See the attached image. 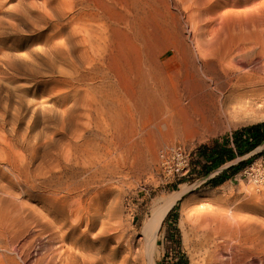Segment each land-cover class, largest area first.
Instances as JSON below:
<instances>
[{
  "label": "rangeland",
  "instance_id": "obj_1",
  "mask_svg": "<svg viewBox=\"0 0 264 264\" xmlns=\"http://www.w3.org/2000/svg\"><path fill=\"white\" fill-rule=\"evenodd\" d=\"M103 3L113 19L100 22ZM225 12L232 33L257 21L261 60L243 72L262 79L241 87L260 111L217 124L194 66L205 60L201 36L228 33ZM263 70L264 0H0V264H70L72 248L80 264H262L236 247L215 251L206 235L224 223L264 231V184L245 173L264 168V142L242 152V131L264 122ZM236 78L214 92L229 93ZM176 143L192 149L196 170L165 182L158 153ZM225 151L230 159L212 160ZM62 183L72 185L69 203L46 200ZM184 188L145 236L154 211Z\"/></svg>",
  "mask_w": 264,
  "mask_h": 264
},
{
  "label": "bare ground",
  "instance_id": "obj_2",
  "mask_svg": "<svg viewBox=\"0 0 264 264\" xmlns=\"http://www.w3.org/2000/svg\"><path fill=\"white\" fill-rule=\"evenodd\" d=\"M182 1H184V0H182ZM211 1L213 2L214 0H211ZM240 2H242V0H224L225 6L239 5ZM105 4L104 3L100 4L101 6L98 8V12L96 14H94L95 17L100 22H105L104 20H106L108 18L113 19L112 11L109 9V7L107 8V5H105ZM97 5L99 6L98 3H97ZM251 8H253V7H251ZM125 9H126V7H125ZM138 11H140V10H138ZM227 14H228V12L220 14V16H219L220 17V23L219 24L221 27H219V28L222 29V28L227 27L228 33L221 35L218 31H215L210 35V37L201 36L202 38H200L198 40L197 49H198L199 53L204 55L205 60H201L200 58L196 57L195 58V66H194V69H195L194 79L198 83L200 92H202V94L204 92L206 94V96L208 97V99H209V102H208L209 103L208 104L209 110L211 112L213 121L217 124H220V123L226 122V121H229V122L234 121L236 119H244V118L246 119L247 117L252 116V115L254 117L255 114H259L257 112L260 111L259 110L260 108L258 109L259 105H258V101H257V95L254 93V90H243L241 87V86H245V85H248L250 87L255 86V85H257V83H259V81L261 82V79H262L261 76L253 75V74H251V72L250 73L249 72L248 73L243 72V69H245L250 63L251 64L254 62L258 63V61L261 60L260 59L261 58L260 57V54H261L260 45H261V38L262 37H260V35L258 33L257 21L255 19L252 21L253 29H252V32L250 34L232 33L231 26L227 23V20H226ZM90 16H91V14H90ZM118 17H119V15H118ZM128 21H130V20H128ZM101 26L104 27L105 24H103ZM103 33L104 32H102L100 35L101 39L106 38V37L102 36ZM117 33H118V31H117ZM121 33L119 34L120 36L122 35ZM124 34L127 35V33H124ZM134 35L135 34H133V36ZM122 36H124V35H122ZM100 38H98V39H100ZM129 40L131 41V39H129ZM126 43H127V41H126ZM191 53H193V52H191ZM209 56H211V57L209 58ZM112 60H114V59H112ZM230 74H236L237 82H235V83H237V84L227 94L223 93L224 95L223 94L219 95V94L215 93L212 85L214 84L215 88L219 89V87H218L219 81L223 77L228 78L230 76ZM148 75H150V74H148ZM179 107H180V105H179ZM189 190H190V188H184L181 191H176L174 194L171 195V197H169L168 199L165 200L164 204L161 207H159L157 210L154 211L152 217L150 218V220L148 221V223L145 226V229H144L146 232V233L144 232V235L146 234L145 236H148V237L149 236L150 237L155 236L156 231L158 230V228H159L162 220L164 219V217L168 214V211L170 210V208L174 205V203L178 199H180ZM61 192L63 193V195L62 196L58 195V193H61ZM72 192H73L72 185L67 184V183L66 184L62 183V184H60V186L58 185V190L51 191L50 194L48 196H46L45 199L46 200L49 199L53 203L63 204V206H64V205L69 203L70 195ZM6 219H7V216H6ZM223 225L225 226L224 228H221V229H219L218 227L214 228L213 229L214 232H212V233L207 232V235H206L208 243L212 244V246L215 248V251H220L221 249L227 250L229 247L230 248L236 247L237 252L239 254H241L242 260L244 262L251 261L253 263L254 262H261L262 264H264V231L259 230V227L257 225H245L244 226L243 224L240 225V223L234 224V225L233 224L230 225V223L225 225V223H224ZM154 239H156V237ZM145 243H146V241H145ZM149 246H151V245L149 244ZM76 251L77 250H75V248H72L70 251V254H68L69 255L68 259H70V264H80L78 262V259H76V258H78V257H76V254L78 252H76ZM75 252H76V254H75ZM153 252L154 251L152 250L151 254ZM150 259H153V258H150ZM82 264H103V263L101 260L98 259V260H93L91 262L85 261ZM153 264H154V262H153Z\"/></svg>",
  "mask_w": 264,
  "mask_h": 264
},
{
  "label": "built area",
  "instance_id": "obj_3",
  "mask_svg": "<svg viewBox=\"0 0 264 264\" xmlns=\"http://www.w3.org/2000/svg\"><path fill=\"white\" fill-rule=\"evenodd\" d=\"M192 149L185 144L176 143L160 149L157 161V173L165 182L187 179L193 175ZM251 176L250 180L257 185L264 184V168L252 165L245 170Z\"/></svg>",
  "mask_w": 264,
  "mask_h": 264
},
{
  "label": "trees",
  "instance_id": "obj_4",
  "mask_svg": "<svg viewBox=\"0 0 264 264\" xmlns=\"http://www.w3.org/2000/svg\"><path fill=\"white\" fill-rule=\"evenodd\" d=\"M243 134H247V141L245 143H243L244 146V150L242 152L245 151H251L253 149H255L256 147H258L259 145H261L264 142V122L255 124L253 126L247 127L245 131H242ZM240 136V134H239ZM237 138V137H236ZM232 156V154H230V151H225L223 152L222 155H216V153L212 154V160H228L230 159V157ZM201 174V173H200ZM202 174H204L205 176H207L206 172H202ZM217 178H215L214 180L211 181H215ZM170 215V213L168 214V216Z\"/></svg>",
  "mask_w": 264,
  "mask_h": 264
}]
</instances>
